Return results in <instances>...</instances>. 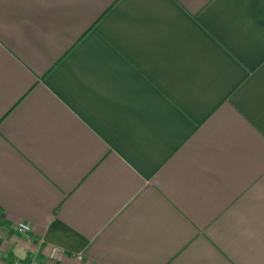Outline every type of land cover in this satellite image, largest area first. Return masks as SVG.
Returning a JSON list of instances; mask_svg holds the SVG:
<instances>
[{
	"label": "crops",
	"instance_id": "1",
	"mask_svg": "<svg viewBox=\"0 0 264 264\" xmlns=\"http://www.w3.org/2000/svg\"><path fill=\"white\" fill-rule=\"evenodd\" d=\"M0 264H264V0H0Z\"/></svg>",
	"mask_w": 264,
	"mask_h": 264
},
{
	"label": "built area",
	"instance_id": "2",
	"mask_svg": "<svg viewBox=\"0 0 264 264\" xmlns=\"http://www.w3.org/2000/svg\"><path fill=\"white\" fill-rule=\"evenodd\" d=\"M16 229L19 231V232H28L30 231V226L27 224V223H24V222H20L16 225Z\"/></svg>",
	"mask_w": 264,
	"mask_h": 264
},
{
	"label": "trees",
	"instance_id": "3",
	"mask_svg": "<svg viewBox=\"0 0 264 264\" xmlns=\"http://www.w3.org/2000/svg\"><path fill=\"white\" fill-rule=\"evenodd\" d=\"M31 260V255L27 257V260H25L24 262L28 263Z\"/></svg>",
	"mask_w": 264,
	"mask_h": 264
},
{
	"label": "clouds",
	"instance_id": "4",
	"mask_svg": "<svg viewBox=\"0 0 264 264\" xmlns=\"http://www.w3.org/2000/svg\"><path fill=\"white\" fill-rule=\"evenodd\" d=\"M81 259H82V257H81Z\"/></svg>",
	"mask_w": 264,
	"mask_h": 264
}]
</instances>
